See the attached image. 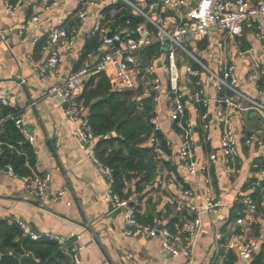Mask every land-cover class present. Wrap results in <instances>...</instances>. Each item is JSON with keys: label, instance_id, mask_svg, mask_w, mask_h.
<instances>
[{"label": "crops", "instance_id": "0c3cea01", "mask_svg": "<svg viewBox=\"0 0 264 264\" xmlns=\"http://www.w3.org/2000/svg\"><path fill=\"white\" fill-rule=\"evenodd\" d=\"M6 1L0 0V33L4 32L6 36L3 40L0 35V92L7 93L17 104L24 125L35 137L33 146L15 149L11 145L10 148L15 149L18 156L26 159L25 167L30 172L29 175L50 174L49 194L63 188L67 189V193L65 200L59 202L29 196L25 192L21 177L15 178L8 173L6 167L2 168L0 221L13 222L20 219L36 234L50 232L62 237L71 233L81 234L86 244V249L81 253L82 264H183L186 259L165 253L157 237L150 238L143 233L132 237L122 234L123 212L114 208L106 199L108 179L98 172L92 158L80 146V123L71 122L66 118L64 103L47 95L48 82L37 74L38 68L48 55L43 50L46 36L56 25L59 16H63L68 25H78L73 49L61 54L62 76L86 64L89 67L95 65L102 49L97 38L92 36L91 30L94 16L101 12L106 0H99V5L91 11V18L83 22L77 15L84 9L83 4L86 0H62L57 7H51L53 0H21L20 5L13 11L7 10ZM9 1L15 4L19 0ZM37 14H40L41 18L38 25H34L32 18ZM256 23L261 24L264 29V19H258ZM252 28L253 25L247 27L244 36L239 40L232 39L231 52H227V47L225 52L227 63L236 68L240 80L239 89L264 102V97L258 94L259 82L255 83L248 79L254 73L253 61L249 57L242 58L237 54L238 50L254 49L257 59L264 63L261 44L256 39L255 29ZM38 37L40 40L35 43ZM225 37V34L215 32L210 41L197 45L212 50L209 57L216 65L215 69H212L216 72H219L224 59V52L220 51L218 42L223 41ZM93 40H96L97 47L87 53H92V57L87 58L84 53L88 51L87 48L93 47L91 43ZM205 53L207 54L203 50L200 56L206 55ZM159 72L165 76L164 64L159 65ZM93 74H90L87 80ZM20 77L26 78L27 84L19 85ZM203 80L206 81L208 94L212 100L210 106L202 110L212 119L210 141L206 140L202 131L200 118L202 112L196 109L189 98L196 89L197 81L191 79L190 82H185L188 88V110L178 123L170 120V106L164 99L159 104L154 102L155 113L161 123V133L166 139L172 140L175 153L169 150L165 156L156 157L159 163L153 183H144L143 189L138 192L137 180L126 181L124 193H128V198L133 199L132 206L135 207L142 223L151 224L153 220L151 217H158L159 225L169 228H175L180 224L186 213L177 212L166 198L175 197L187 201L185 192L191 190L197 206H203L206 197L210 195L214 200H221L222 207L217 216L199 211L202 227L194 247L193 264H250L251 261H244L234 251L228 250L227 243L230 238L239 234L238 219L242 217L243 199H252L260 206L264 198V180L260 178V170L264 168V153L258 152L259 143L264 142V120L255 113L242 115V122L236 124L240 169L229 175L223 162L212 166L208 174L211 182L209 192L210 189L204 183L205 176L199 173L195 176L189 174L177 155L179 144L184 142L182 126L187 123L194 128L197 162H205L210 154L219 149L222 130L216 123L215 111L218 104L215 101L220 97L216 93L213 80L208 76H203ZM184 81H187V78H184ZM82 88L83 86L76 92L77 99ZM82 107L88 117V109L83 105ZM250 138L254 140L252 147L245 143ZM67 202L70 205H67ZM239 208V216L235 217ZM255 216L258 217V224L250 228L249 236L258 243L256 257L264 243V206L259 207V212ZM64 252L71 258L69 252Z\"/></svg>", "mask_w": 264, "mask_h": 264}, {"label": "built area", "instance_id": "2783aa9c", "mask_svg": "<svg viewBox=\"0 0 264 264\" xmlns=\"http://www.w3.org/2000/svg\"><path fill=\"white\" fill-rule=\"evenodd\" d=\"M62 0H53L51 7L60 6ZM21 3L5 2L8 11L15 10ZM84 9L78 13V19L83 22L91 18L92 9L99 5V0H86ZM41 16L37 14L32 23L38 25ZM264 19V0H106L105 6L98 15L94 16L92 36L96 37L102 49L93 67L88 64L82 68L62 76V52H70L76 42L78 25L66 24L65 18L59 16L56 25L47 36L43 50L47 58L38 68L37 74L48 82L47 95L59 99L67 104L65 116L71 122H79L80 146L92 158L98 172L108 178L105 191L106 199L112 206L123 212L122 234L126 237L143 233L150 238H159L162 250L172 257L182 256L186 259L183 264H193L194 247L202 227L200 210L213 216L220 213L221 200H214L211 195L206 197L203 206L196 205V198L191 190L185 192L187 201L175 197L166 198L167 202L175 207L179 213H186V217L175 228L159 225V218L155 217L151 224H144L139 220L138 213L132 203V198H121L114 192L113 170L104 166L95 156L97 137L82 105L78 102L76 92L83 86L92 73H103L107 76L112 89L116 92H130L143 88L144 98L153 95V100L159 104L163 99L169 108V118L178 123L188 110V88L185 84L191 79L196 81V89L189 97L197 110L208 108L212 102L208 94V86L203 76L211 78L215 84L217 95L215 102L216 123L221 127L222 134L217 152L210 154L205 162H197L195 154L194 128L187 123L182 126L184 142L179 144L177 155L187 172L193 176L198 173L205 176L204 183L210 189L209 170L219 162L224 163L226 172L231 175L241 166L239 153V139L236 133V124L242 122V115L255 113L264 120V102L256 97L242 92L239 89L240 80L236 68L227 63V54L224 52L219 72L208 68L197 56L185 46V42L193 41L195 45L210 41L215 32L227 34L231 39L242 36L252 22ZM5 40L4 32L0 33ZM256 39L261 44L264 53V29L258 26ZM40 38L35 39L37 43ZM224 41L218 42V47L224 48ZM148 57V52L153 51ZM206 54V53H205ZM237 54L253 61L254 73L248 78L257 84L258 94L264 97V63L257 59L254 49L237 51ZM92 53L87 54L91 58ZM164 64L165 76L159 72V65ZM187 76V77H185ZM187 78V81H184ZM166 80V81H165ZM26 78L20 77L19 85L27 84ZM9 108L15 113L7 119H0V134L7 120L12 121L22 140L18 146L35 144V137L24 125L17 104L7 93L0 92V109ZM202 131L206 140L210 141L212 119L208 113L200 115ZM153 133L148 145L154 148L157 156H165L166 149L173 150L172 140L165 138V145L159 141L156 132L161 131L159 116L152 119ZM252 138L246 140L247 146H253ZM3 143L0 141V154ZM258 152L264 153V142L259 143ZM175 153V152H174ZM8 173L19 178L11 165H7ZM260 178L264 180V168L260 170ZM25 192L32 197L44 201L59 202L66 198L67 189L49 194L48 184L50 174H37L21 177ZM211 192V189L210 191ZM67 205H70L67 202ZM264 206V198L259 206L252 199H243L241 218L238 219L239 234L230 238L227 249L234 251L244 261H252L258 247L256 240L249 236L251 227L258 224L259 207ZM263 214V213H261ZM25 238L33 241L46 238L55 242L61 251L71 254L73 264H82L81 253L86 249L83 236L71 233L66 237L54 233L36 234L28 224L20 219L13 220ZM220 238V236H218ZM13 255V251L8 253ZM132 258L133 256L130 255Z\"/></svg>", "mask_w": 264, "mask_h": 264}, {"label": "trees", "instance_id": "16d2710c", "mask_svg": "<svg viewBox=\"0 0 264 264\" xmlns=\"http://www.w3.org/2000/svg\"><path fill=\"white\" fill-rule=\"evenodd\" d=\"M97 47L96 40L91 41ZM153 51L148 52L150 55ZM153 95L144 98L142 87L130 92H116L103 73H94L78 93V101L88 109V118L98 141L95 156L113 170L114 192L121 198H128L124 193L126 181L137 180L136 190L140 192L143 184L153 183L156 177L158 161L154 148L147 144L153 133L152 119L156 116ZM204 108H200L203 113ZM15 113L9 108H2L0 119ZM156 135L162 145L165 137L161 131ZM4 143L1 147L0 169L11 165L18 177L29 175L25 167L26 159L18 156L15 149L22 136L15 124L7 120L0 134ZM13 145V148L10 146ZM169 150L166 149V153ZM139 180V181H138ZM240 208L236 211V216ZM153 218L151 217V220ZM13 251V255L8 253ZM22 257V258H21ZM0 264H73L69 255L61 251L57 244L46 238L33 241L22 235L20 227L14 222L0 221ZM250 264H264V243L257 256Z\"/></svg>", "mask_w": 264, "mask_h": 264}, {"label": "rangeland", "instance_id": "374dc122", "mask_svg": "<svg viewBox=\"0 0 264 264\" xmlns=\"http://www.w3.org/2000/svg\"><path fill=\"white\" fill-rule=\"evenodd\" d=\"M252 25H253V28L255 29L254 31L256 32L257 31V28L258 26H262L261 24L257 25L256 21H253L252 22ZM252 28V29H253ZM263 28V26H262ZM225 38L223 39V41L225 42L224 43V48H221L220 51H225V47L227 52H231V49H232V39L227 35L225 34ZM244 35L242 36H239V37H236L235 39L239 40L241 37H243ZM230 41L228 44L231 45V47L227 44V42ZM185 46L190 50V52H192V54H194L195 56H197L208 68L210 69H215L216 65L211 61V58L209 57V55L211 54V49L209 47H201V46H197L194 44L193 41L191 42H185ZM205 50L207 52L206 55L204 56H200V53ZM243 50H247V49H243ZM218 55V54H216ZM166 81V80H165Z\"/></svg>", "mask_w": 264, "mask_h": 264}, {"label": "water", "instance_id": "95a60500", "mask_svg": "<svg viewBox=\"0 0 264 264\" xmlns=\"http://www.w3.org/2000/svg\"><path fill=\"white\" fill-rule=\"evenodd\" d=\"M59 100V99H58ZM60 101V100H59ZM65 107H67V104H64ZM108 179V178H107Z\"/></svg>", "mask_w": 264, "mask_h": 264}]
</instances>
